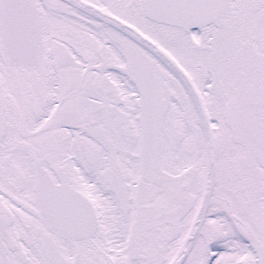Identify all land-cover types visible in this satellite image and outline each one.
Here are the masks:
<instances>
[{"label": "snow or ice", "instance_id": "snow-or-ice-1", "mask_svg": "<svg viewBox=\"0 0 264 264\" xmlns=\"http://www.w3.org/2000/svg\"><path fill=\"white\" fill-rule=\"evenodd\" d=\"M0 264H264V0H0Z\"/></svg>", "mask_w": 264, "mask_h": 264}]
</instances>
